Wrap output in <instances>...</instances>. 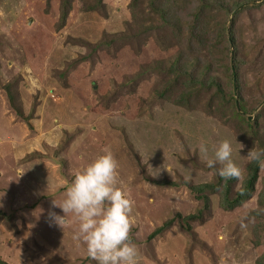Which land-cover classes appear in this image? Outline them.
<instances>
[{
	"label": "rangeland",
	"instance_id": "rangeland-1",
	"mask_svg": "<svg viewBox=\"0 0 264 264\" xmlns=\"http://www.w3.org/2000/svg\"><path fill=\"white\" fill-rule=\"evenodd\" d=\"M97 1L0 0V259L96 264L78 219L48 214L108 149L138 264H264V167L249 200L226 210L219 186L201 220L190 189L217 182L221 141L231 197L264 149V0Z\"/></svg>",
	"mask_w": 264,
	"mask_h": 264
},
{
	"label": "clouds",
	"instance_id": "clouds-1",
	"mask_svg": "<svg viewBox=\"0 0 264 264\" xmlns=\"http://www.w3.org/2000/svg\"><path fill=\"white\" fill-rule=\"evenodd\" d=\"M200 151L207 153V146L202 143ZM232 152L231 143L221 141L214 148V158L207 160V167L213 168L219 163L222 165L218 170L221 177L239 178L241 171L231 158ZM246 156L249 161L264 167V149L252 147ZM117 169L112 152L105 149L103 154L75 172L63 202L57 205L53 201L63 215L54 211L48 214L50 226L55 224L61 228L66 214L72 213L78 219L73 240L86 246L87 255L96 264H138V249L129 236L133 202L118 178Z\"/></svg>",
	"mask_w": 264,
	"mask_h": 264
},
{
	"label": "trees",
	"instance_id": "trees-1",
	"mask_svg": "<svg viewBox=\"0 0 264 264\" xmlns=\"http://www.w3.org/2000/svg\"><path fill=\"white\" fill-rule=\"evenodd\" d=\"M102 2V0H98L97 2ZM70 6V0H64L63 4V12L65 15H67L66 7ZM91 9L94 8L93 5L90 7ZM10 103H13V98H10ZM260 165L256 162H252L249 166V173L247 175L246 180L244 181V184L238 190L233 197H231L232 192V184H234L235 180L237 178H229L225 179L224 177L219 176L216 183L212 184H203L198 185L195 187H191L190 189L192 192L199 193L197 194L199 199L204 202V206L201 211H199V214L191 216V218L201 220V216L204 214L203 211L207 210L209 208L210 204V196L209 194L216 193L218 191V187L222 186V190L220 191V204L222 207L226 210L236 208L237 206L242 205L245 201L249 200L252 197L253 192L255 191L256 182L258 180V172H259ZM207 192V194H205ZM171 222L166 223L162 228L157 230V233L160 234L161 231L166 229ZM158 234H153L152 238L155 237ZM0 264H9L5 262L4 260L0 259Z\"/></svg>",
	"mask_w": 264,
	"mask_h": 264
},
{
	"label": "water",
	"instance_id": "water-1",
	"mask_svg": "<svg viewBox=\"0 0 264 264\" xmlns=\"http://www.w3.org/2000/svg\"><path fill=\"white\" fill-rule=\"evenodd\" d=\"M236 82V76L234 75V83Z\"/></svg>",
	"mask_w": 264,
	"mask_h": 264
}]
</instances>
